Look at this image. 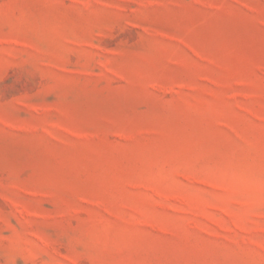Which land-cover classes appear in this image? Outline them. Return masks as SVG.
Masks as SVG:
<instances>
[{
  "label": "rangeland",
  "instance_id": "374dc122",
  "mask_svg": "<svg viewBox=\"0 0 264 264\" xmlns=\"http://www.w3.org/2000/svg\"><path fill=\"white\" fill-rule=\"evenodd\" d=\"M0 264H264V0H0Z\"/></svg>",
  "mask_w": 264,
  "mask_h": 264
}]
</instances>
